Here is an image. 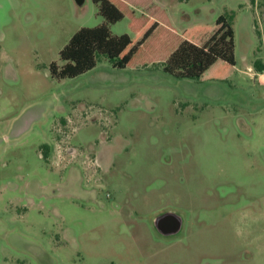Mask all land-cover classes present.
<instances>
[{"label":"rangeland","instance_id":"374dc122","mask_svg":"<svg viewBox=\"0 0 264 264\" xmlns=\"http://www.w3.org/2000/svg\"><path fill=\"white\" fill-rule=\"evenodd\" d=\"M125 2L115 36L156 8L178 34L233 16L236 72L101 59L59 80L72 36L105 23L97 6L0 0V264H264V0ZM166 213L178 234L156 228Z\"/></svg>","mask_w":264,"mask_h":264},{"label":"trees","instance_id":"16d2710c","mask_svg":"<svg viewBox=\"0 0 264 264\" xmlns=\"http://www.w3.org/2000/svg\"><path fill=\"white\" fill-rule=\"evenodd\" d=\"M92 1L105 23L94 28H82L72 36L60 52L64 65L59 67L53 63L50 66L52 75L59 80L76 78L91 71L101 59L120 70L137 61L155 62L164 72L176 78L199 82H225L236 72L233 16H220L212 28H193L178 34L167 18L165 21L158 18L156 8L143 19V25L134 37L115 36L109 26L124 19L120 6L129 7L126 0ZM163 30L166 33L161 34ZM159 40L171 41L172 49L161 53L159 48L153 47V43ZM254 66L258 72L264 71L261 60L256 61ZM48 150V146L42 147L45 157Z\"/></svg>","mask_w":264,"mask_h":264},{"label":"water","instance_id":"95a60500","mask_svg":"<svg viewBox=\"0 0 264 264\" xmlns=\"http://www.w3.org/2000/svg\"><path fill=\"white\" fill-rule=\"evenodd\" d=\"M78 6H83L85 0H75ZM156 228L164 235L178 234L182 229V219L175 213H166L157 217Z\"/></svg>","mask_w":264,"mask_h":264},{"label":"built area","instance_id":"2783aa9c","mask_svg":"<svg viewBox=\"0 0 264 264\" xmlns=\"http://www.w3.org/2000/svg\"><path fill=\"white\" fill-rule=\"evenodd\" d=\"M255 76L260 77L262 79L264 77V71L263 72H257Z\"/></svg>","mask_w":264,"mask_h":264}]
</instances>
